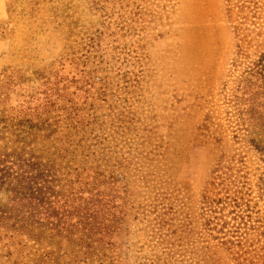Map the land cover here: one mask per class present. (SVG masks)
Listing matches in <instances>:
<instances>
[{
    "label": "trees",
    "instance_id": "obj_1",
    "mask_svg": "<svg viewBox=\"0 0 264 264\" xmlns=\"http://www.w3.org/2000/svg\"><path fill=\"white\" fill-rule=\"evenodd\" d=\"M136 1L84 0L85 15L97 17L94 24L75 18V5L56 8L48 18L63 14L68 37L77 29L82 37L67 39L63 56L15 106L6 107L2 96L25 81L12 73L0 79V193L7 195L0 199V264H264L262 233L244 215L252 193L240 170L245 164L235 166L220 139L212 141L220 150L201 194L206 210L180 227L155 207L135 205L143 190L122 183L121 162L102 146L97 133L104 135L107 125L127 128L114 112V67L93 55L98 31L90 30L116 15L129 22L132 34L147 31L149 9ZM221 2L228 33L224 55L230 64L248 61L232 101L245 134L237 144L264 163V0ZM102 103L106 114L98 115ZM257 180L263 197L264 178ZM135 226L144 239L133 247L128 237Z\"/></svg>",
    "mask_w": 264,
    "mask_h": 264
},
{
    "label": "rangeland",
    "instance_id": "obj_2",
    "mask_svg": "<svg viewBox=\"0 0 264 264\" xmlns=\"http://www.w3.org/2000/svg\"><path fill=\"white\" fill-rule=\"evenodd\" d=\"M83 2L0 0V79L12 73L25 81L10 94L3 95V91L6 107L35 91L41 82L38 75L63 56L67 39L82 37L83 31L78 29L68 37L63 14L48 18L56 8L75 5V18L96 22L97 17L85 15ZM136 4L149 9L147 31L132 34L129 22L117 20L116 15L102 19L90 30L98 31V49L93 55L100 57L103 66L114 67V112L127 128L107 125L104 135L97 133L102 146L121 162L119 170L126 178L122 183L143 190L142 197L136 195L135 205L155 207L180 227L186 221H197L206 210L201 194L220 150L212 141L220 139L223 154L235 156V166L245 164L240 170L252 193L246 198L250 207L244 215L262 233L258 244L264 246V196L260 197L256 187L257 179L264 178V163L255 152L245 151L244 144H237L245 134L243 127L237 126L232 102L248 61L237 59L230 64L224 55L228 33L221 0H137ZM218 48L223 52L215 54ZM102 106L98 115L106 114L107 105ZM169 129L175 139L169 136ZM6 196L0 193V199ZM233 223L230 220V226ZM138 229L135 226L136 233L128 237L133 247L144 239ZM123 242H128L127 238ZM223 264L234 262L224 260Z\"/></svg>",
    "mask_w": 264,
    "mask_h": 264
}]
</instances>
